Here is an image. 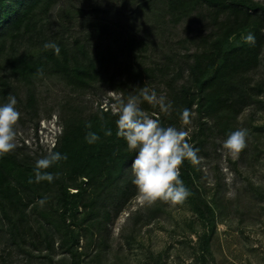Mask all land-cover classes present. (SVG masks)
<instances>
[{
  "label": "trees",
  "instance_id": "16d2710c",
  "mask_svg": "<svg viewBox=\"0 0 264 264\" xmlns=\"http://www.w3.org/2000/svg\"><path fill=\"white\" fill-rule=\"evenodd\" d=\"M107 1L0 0V103L8 94L14 95L19 121L32 122L37 134L42 118L39 83L58 77L68 91L54 106L62 132L51 150L68 157L47 169L54 176L59 173L58 178L52 183L35 182V161L48 153L40 146L33 152L23 145L0 157V243L13 246L31 263L39 259L43 264H55L53 254L60 249L69 256V264H78L80 241L97 238L103 242L114 216L137 196L130 168L136 153L127 151L126 141L116 134L121 101L139 96L141 88L155 90L170 107L161 112L141 98L145 115L178 128L183 124L181 113L187 108L190 121L195 119L199 125L198 138L212 132L208 127L211 123L226 137L236 130L237 116L261 88L254 85L251 73L260 66L264 54L262 2L140 3L162 29L204 12V28L189 39L194 50L182 41L179 43L186 51L182 52L166 37L164 44H155L147 34L126 29L121 19L111 14L117 8L111 11ZM77 19L82 30L70 36L69 27ZM251 28L254 43L244 40L229 46L233 36ZM46 42L58 45L59 54L53 48L45 49ZM108 92L118 95L111 99L117 112L85 100L90 94ZM52 115L49 112L47 118ZM86 123H91L90 130L100 137L94 144L84 139L89 131ZM106 128H111V136L104 134ZM180 178L187 185L193 184L194 165L185 161ZM44 197L47 199L41 206L39 200ZM203 206L205 209L197 208L199 215L212 221L213 208L206 203ZM153 216V212L146 214L148 220ZM102 249L100 246L97 256Z\"/></svg>",
  "mask_w": 264,
  "mask_h": 264
},
{
  "label": "rangeland",
  "instance_id": "374dc122",
  "mask_svg": "<svg viewBox=\"0 0 264 264\" xmlns=\"http://www.w3.org/2000/svg\"><path fill=\"white\" fill-rule=\"evenodd\" d=\"M82 2L84 0H81ZM264 4V0H256ZM80 3V1H78ZM144 0H109L117 8L115 17L121 19L126 29L139 35L147 34L155 44H164V37L174 49L183 46L194 50L190 38L197 37L207 20L194 14L177 26L158 28L149 10H143ZM82 5V4H79ZM110 8V6L108 7ZM80 19L74 20L68 31L76 36L81 30ZM118 28V27H117ZM120 29V28H118ZM164 33V36H163ZM253 29L239 32L230 39L229 46H237L246 40ZM168 41V42H169ZM254 85L260 84L253 102L236 118L234 127L246 129L247 146L233 157L223 149L227 138L212 123V132L200 136L195 119L181 124L188 132L185 139L199 149L200 164L194 165V182L185 186L190 195L180 203L157 201L148 204L139 194L114 216L105 240L80 241L82 254L78 264H264V54L260 66L253 70ZM42 118L38 132L32 122L18 121L17 147L25 145L29 151L39 146L51 150L62 132L58 113L54 111L58 100L68 91L58 77H47L38 88ZM118 98L115 92L106 95H88L85 100L101 108L118 109L111 99ZM49 112H53L50 119ZM72 190V193H75ZM203 203L214 210L212 221L203 219L197 208ZM205 209V207H204ZM153 212L151 219L146 214ZM139 217V222L135 221ZM103 248L100 256L98 249ZM55 264H69V256L58 249L53 254ZM0 264H43L39 259L32 263L6 242L0 243Z\"/></svg>",
  "mask_w": 264,
  "mask_h": 264
},
{
  "label": "clouds",
  "instance_id": "9594fccd",
  "mask_svg": "<svg viewBox=\"0 0 264 264\" xmlns=\"http://www.w3.org/2000/svg\"><path fill=\"white\" fill-rule=\"evenodd\" d=\"M245 39L251 43L255 42L252 34H248ZM43 47L53 48L59 54L60 49L54 42H46ZM141 98L153 107L158 106L161 112H167L170 107L164 96H158L155 90L149 92L147 88H141L139 96L132 95L128 97L127 102H120L118 119L115 121L116 134L126 141L127 151L136 153L130 165L132 183L142 201L148 204L157 201H170L173 204L183 202L190 192L180 178V167L185 161L192 165L200 164L199 149L185 139L188 132L183 128L164 126L158 119L145 115L140 107ZM17 103V98L12 94H8L7 100L0 103V157L17 147V125L21 116L16 107ZM181 120L184 125L190 123L189 109L182 111ZM85 127L89 129L84 137L85 141L88 144L96 143L100 138L98 133L90 130L91 123H86ZM104 134L111 136V128L104 129ZM247 136L246 129L237 128L227 135L222 147L229 155L235 157L246 148ZM67 159L66 154L52 150L36 159L33 169L35 182L52 183L59 177V173L54 176L47 169ZM46 199L44 197L39 200L41 206L45 204Z\"/></svg>",
  "mask_w": 264,
  "mask_h": 264
}]
</instances>
